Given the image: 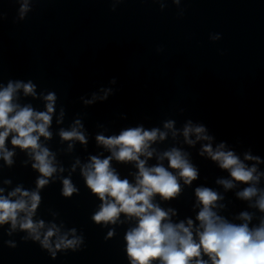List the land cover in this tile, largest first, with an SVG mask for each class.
Returning a JSON list of instances; mask_svg holds the SVG:
<instances>
[{
    "label": "clouds",
    "instance_id": "clouds-1",
    "mask_svg": "<svg viewBox=\"0 0 264 264\" xmlns=\"http://www.w3.org/2000/svg\"><path fill=\"white\" fill-rule=\"evenodd\" d=\"M180 0H174L179 3ZM30 11L27 0H20L18 18L23 20ZM3 18V14H0ZM219 36L213 39H219ZM115 83V78L111 81ZM37 85L31 80L27 83L20 80H9L6 86H0V158L7 166H12L14 150L6 148V141L11 136L10 143L13 149L26 151L34 163L31 167L40 173L36 180V190L29 191L17 186L7 196L0 195V225L10 223L11 232L17 227L27 232L28 237L40 241L43 247L52 251L51 238L56 236L55 249L75 248L79 239L68 240L66 235L59 236V229L52 224L44 233L41 240V230L45 228L43 220L34 221L33 216L41 203L39 190L49 184V178L57 172L55 154L48 147L43 146L40 138L49 140L52 133L49 127L55 111L57 96L55 92H48L43 96L45 111H37L30 104L21 106L15 102L19 99L18 93L23 91L25 96L37 98ZM103 96L93 93V103L96 99L106 100L111 89H101ZM61 109V117H63ZM60 122L59 120L57 121ZM174 121L168 120L164 128L174 129ZM71 130L61 129L59 135L63 141H79L86 145L87 139L79 129L83 126L80 121ZM173 137L177 132L173 130ZM184 142L194 146L197 141H207L201 146L200 156L209 157L216 162L220 169L226 170L231 179L218 178L216 184L227 192L238 185H247L236 191V197L241 201H248L250 208L257 209L264 214V187H258L264 172L258 171L257 164L261 162L259 156L250 152L244 154V160L233 150H226V142H220L213 147V136L207 134L202 124H193L191 120L183 126ZM195 136V139H191ZM167 132L159 128L146 130L143 126L130 127L122 130L119 135L105 136L98 134L95 139L111 155L101 158L93 155L81 167V175L91 194L101 201L99 210L91 219L97 225H116L135 219V227L126 230V253L130 264H264V215L258 218V223L251 222L256 216L253 212H240L236 219L241 223H233L220 215L217 209H224V195L211 187L197 186L194 189L199 211L195 221L188 218L185 221L173 223L171 215L176 212L169 208L165 211L155 197L163 201L178 198L183 185L191 186L199 178L197 167L190 161L189 153L180 148L172 147L163 152H157L152 144L157 140L163 141ZM69 148L72 145L69 144ZM156 154L157 163L149 166L148 160ZM144 157V159H141ZM120 163L134 162L137 171L134 174L135 182L128 178H121L112 161ZM167 161V167L164 161ZM244 161H256V164L247 165ZM76 164H80L77 159ZM172 169L174 171H170ZM73 171L75 165H73ZM63 171V168H60ZM11 181H5L10 183ZM62 194L71 197L78 193L71 179L62 181ZM4 189L0 188V193ZM15 197V199H13ZM23 213V215H21ZM121 214L125 220H121ZM73 232L75 229L72 230ZM115 230L108 232V237L114 235ZM55 256V251H52ZM207 257V259H205Z\"/></svg>",
    "mask_w": 264,
    "mask_h": 264
}]
</instances>
